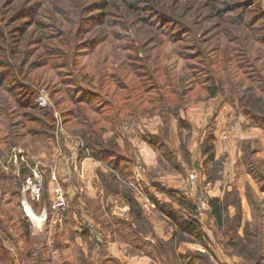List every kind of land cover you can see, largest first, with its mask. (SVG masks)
<instances>
[{
    "label": "trees",
    "instance_id": "trees-1",
    "mask_svg": "<svg viewBox=\"0 0 264 264\" xmlns=\"http://www.w3.org/2000/svg\"><path fill=\"white\" fill-rule=\"evenodd\" d=\"M245 2L0 0V250L5 255L8 252L1 240H12L10 231H13L22 242V249H27L25 245H31L33 226L20 205L30 168L23 163L20 181L23 184L19 182L16 189L10 185V189L13 187L16 191L11 193L6 188L10 179L5 174L2 159L20 147L19 143L25 138L46 136L41 130L48 128L53 130L55 141L60 136V147L64 148L58 156L61 161L58 160L55 167L58 176L78 142L81 161L91 159L101 165L97 175L105 195L129 207L126 219L113 216L108 223L100 222L103 236L100 238V234L93 241L100 257L98 264L113 262L109 243L116 237L129 245L132 254L160 264H191L192 259L204 255L196 252L185 256L179 253V247L197 238L210 258L209 246L204 242L209 238L208 231L212 232L223 254L241 259V264H264V204L250 185L246 187V195L255 228L254 221L243 224L236 184H232L222 198L207 200L210 209L204 222L194 199L161 184L148 187L136 180L138 150L132 144L134 136H125L123 128L126 122L132 124L143 114L158 112L164 129L159 134L147 133L142 139L151 148L162 149L170 136L169 123L177 119L178 130L183 126L190 128L181 114L192 102L203 99L194 96L204 95V100L221 97L212 120L224 105H229L236 117L244 118L242 131L258 129L264 133V100L250 89L241 91L248 79L244 72L245 58L230 42H238L232 40V36L237 39L238 27L245 23L248 8ZM211 22H215L217 32L214 33L220 39L215 53L219 61H214L204 49V38L196 40L199 32ZM247 27L244 36L264 46V37L255 24H247ZM197 29L200 30L197 32ZM130 30L134 31L133 38L127 34ZM182 35L189 38L183 40ZM223 37L227 40L225 46ZM191 42H194L192 48ZM259 78L256 70L251 79ZM32 84L50 92L54 107L61 110V124L55 118L56 109L36 106L34 108L40 111L37 116L28 112L19 114L18 108L28 111L33 105L35 94L29 87ZM6 98H11V102ZM59 126L65 131L64 136ZM210 127L213 128L212 124ZM205 136L197 151L203 159L199 171L202 166L206 171L205 167L216 159L215 128ZM241 147L243 156L237 162V178L242 174L239 168L242 166L243 172L251 175L264 192V160L250 141H242ZM182 151L187 152V146H183ZM60 174L58 181L69 202L68 186L76 185L78 175L71 167L61 170ZM137 187H141L167 222L168 239L155 234L151 218L135 196ZM150 188L167 196L169 203L160 201L150 193ZM48 192L44 178L41 199L32 206L38 214L47 207L50 220L53 212ZM231 208L235 210L233 216ZM241 228L242 234L239 233ZM23 258H20L21 264L45 263L40 256H35L33 261L28 260L29 256Z\"/></svg>",
    "mask_w": 264,
    "mask_h": 264
},
{
    "label": "rangeland",
    "instance_id": "rangeland-1",
    "mask_svg": "<svg viewBox=\"0 0 264 264\" xmlns=\"http://www.w3.org/2000/svg\"><path fill=\"white\" fill-rule=\"evenodd\" d=\"M242 1H246L245 4L248 5V8L245 10L247 11L246 20L243 26L238 27L240 29V33H238L239 37H237L236 39L234 35L232 36L234 37L232 40L235 39L238 40V42L230 41L233 42L232 48L235 47L241 50V57L245 58L244 63L246 67L244 68V72L247 74L246 76L248 77V79L246 81V84L242 85V89H240L241 91H248L250 89L253 92H256V95L264 100V92H262L264 86V46L261 44H255L250 39V37L244 36V34L248 31L247 24L253 23L258 28L260 36L264 37V0ZM253 16H255V19H251ZM214 24L215 22L206 24V29L199 32L196 40L200 41L201 38H204V43L206 45L204 46V49H207L206 52H209V56L214 61H219L220 58L215 55V53L216 50L219 49L220 39L219 36L214 33L217 32L216 27L213 26ZM199 30L200 29H197V32ZM127 32L130 37H134L133 30ZM183 36L185 35L181 36L183 40L185 38H189V36ZM225 41L227 40L223 37L224 46ZM193 45L194 42H191L189 44L191 48ZM259 48L263 49L259 50ZM256 70H258V76H260V78L251 79ZM261 77L263 79L262 81L260 80ZM6 86L7 85H5L3 89H5ZM29 87H31V92L35 94L34 102L33 105L29 107L30 110L28 111L18 108L20 115H22L23 112H28L30 114H33L34 116H37V114H39L38 112L40 111L39 109L34 108L36 106L39 108L36 103V98L44 93H46L48 97L49 106L47 108L52 111L56 109L54 107V102L51 98L50 92L46 88L39 87L38 85L35 86L34 84ZM16 92H14L15 95ZM194 97H201L203 99L198 103L192 102L187 111L181 114L182 120L185 121V124H190L191 127L187 128L183 126L180 130H178L177 119L173 121L174 123H169L170 125L168 126V131L170 136L166 138V147L162 149H153L158 159V165L156 167L148 169V167L142 160L141 154L139 152L135 154V164L140 162L142 165V170H139L138 172L140 182L143 183V180L146 179L154 181L158 179L162 182V185L165 188L175 192H180L181 196L185 195L189 198L194 199V201L198 205L200 204L201 200H208L209 198H213V196H220L221 193L224 195V193L228 189L231 190L232 184H236L237 188H240L241 191L240 192L238 190L239 196L240 198L242 196L243 201L245 202L243 203V220H250L248 218H251V222H253V215L249 217V214H251L252 211L248 202L246 201V187L250 185L254 189L256 196L263 202V204L264 192L261 191L259 183L255 181L251 175H246L243 172L244 168L242 166H239L242 174L237 178V162H239L243 156V153L240 149L241 146L239 147V143L242 140V133L244 131L229 135L231 126H233L237 122H243L244 118L236 117V112L232 110L229 105H224L219 115L212 120V116L216 112L219 103L222 102L221 97L213 100H204V95ZM5 100L11 102L12 99L6 98ZM60 111L56 109L54 114L58 122L61 123L63 117L61 116ZM157 113L158 112L152 111L151 115H141L140 120L136 118L132 124L128 122L124 124L129 125V131L125 132L124 135L128 137L130 136V138L133 135L134 139L132 144L136 143V147L143 142L142 138L145 134H159V132L164 129L163 124L160 121V114ZM211 124L213 128H215L216 134V142L214 143L216 159L215 162H212L207 165L208 167H205L206 171L203 166L201 169L202 171H199L203 159H200L197 151L202 145L200 144L201 138L205 139L208 135L207 134L205 136V134L213 131V128L210 127ZM41 131L44 132L46 136H29L25 138L22 142L20 141V147L13 150L11 149V153H7V156L2 159L3 162L1 164L4 165L5 174L10 179L6 183L7 191L11 193L16 192V185L21 181V167L26 163L23 164L22 161H19L20 164L18 165L15 161L14 156L15 154H21L19 150H22L24 152V155H26L28 164H41L45 182L47 181V191L49 190L48 196L50 199L53 191L52 174L54 173L57 177V180H59V176L61 175L60 172L61 170L63 171L62 167L59 171L58 176V172L55 171V167L57 161H61L58 156L63 152L64 148L62 149V145H60L59 143L60 136L56 138V141L53 138V130H48V128H45ZM260 132L258 131L256 132V134H259ZM60 134L64 136L65 131L60 130ZM256 134L255 138H257ZM262 134V140L254 141V146L256 147V149H258L259 155L264 158V133ZM73 142H76V140H73ZM68 145L70 146V143ZM120 146L122 148L124 147L122 141H120ZM183 146H187V152L182 151ZM158 173L161 176H159ZM192 173H195L197 176V182L194 186H192L189 179ZM159 181L151 182L160 184ZM22 182H20L19 184H23ZM10 185H12L15 189L13 187L12 189H10ZM81 188L82 190H77V192H80V200L84 201V195L86 192L84 183H82ZM70 189L73 190V188ZM191 193L193 195H191ZM1 194L2 190L0 187V197ZM135 196L138 198L136 194ZM78 198L79 196L75 197L74 199ZM85 204L86 206H84V208L80 211H76V209L75 211H72L68 202L66 215H55L45 224L43 223V227L34 226L33 228H31V237L29 240L31 245L29 247L25 245L27 249H22V242L13 231H10L12 240L8 239V241H3L4 238L3 240H1L2 246L5 248L8 254L5 255V253L0 250V264H21L20 258L22 259L26 256H29V261H33L35 259V256H40L41 260L45 262L44 264H98L100 257L97 254V248L94 247L93 241L97 236L99 237L100 234V238L103 236L102 226L100 222H110L109 219L113 216L118 217L122 220L126 219L125 209L123 208L125 206L121 203H118L117 201H114L111 196L105 195L104 191L103 193H101V195H99L96 204ZM151 211L153 218L155 217L157 226L163 225V231L164 229L167 230L165 221H159L157 219V217L160 216L158 212L155 213V211L157 210L153 209ZM234 213L235 210L234 208H232L231 214ZM205 220V218L202 219V221L204 222ZM255 225L256 222L254 221L252 223V226H254L255 228ZM159 230L161 231L160 228ZM242 231L243 230L241 229V232ZM157 236H159L158 233ZM208 236L210 237H206V239H204V242L209 246L208 249L211 259L207 254L208 251L202 248L203 246H201V243L197 238L193 239L194 241L192 240V242H187L186 245H184V243L181 244L180 250L185 256L187 254H196V252H200L204 255L192 259L191 264H241L242 260L237 257H229L227 255L226 257L222 256L215 246L216 244H218L217 241L211 238L212 232H209ZM116 240L117 242L119 241L118 243L121 242L122 244L123 240H121V238L116 237ZM123 245H125V243ZM117 247H120V255L117 253ZM111 248L113 254L115 253L116 257V259L111 262V264H127L126 259H129L128 262H131L130 264H145L143 263V260L136 261L141 257H138L137 254H132L133 252L129 249L128 245L127 249L124 250L123 247H121L117 243L116 246L113 245L111 246ZM32 250L35 251V253ZM134 257L136 258L134 259ZM118 260H121V262H119Z\"/></svg>",
    "mask_w": 264,
    "mask_h": 264
},
{
    "label": "crops",
    "instance_id": "crops-1",
    "mask_svg": "<svg viewBox=\"0 0 264 264\" xmlns=\"http://www.w3.org/2000/svg\"><path fill=\"white\" fill-rule=\"evenodd\" d=\"M218 127H219V125H218ZM258 131L260 132L261 130L251 129V130H249L247 132H243L242 133L243 134V137L241 138L242 140L239 143V147L242 145V141L248 140V141L251 142L252 146L254 148H256L254 146V141H261L262 140V137H263V134H262L263 132L262 131L260 132L261 134L260 133L259 134H256V132H258ZM255 134L257 135V138H255ZM133 144L136 147V143H133ZM136 148H137V150H139L138 152L141 154L142 160L144 161V163L148 167V169L149 168H154V167H156L158 165V159H157V156H156L153 148H151L150 146H148L146 143H143V142L139 146H137ZM240 149L242 151V147H240ZM256 150H257L258 156L261 159L264 160V158L259 155L258 149H256ZM242 153H243V151H242ZM100 166L101 165L99 163H97V162H95V161H93L91 159H84L81 162V171H80L79 174H77L78 175V179L76 181V185L75 184H70L68 186V192H67L68 193V200H69L70 207H71L72 211H75V209H76V211H78V210L80 211L81 209L84 208V206H86L85 203H89L90 205L97 203V200L99 198V195H101V193H103V189L99 185V179H98V175H97V170H98V168ZM245 174H243V175H245ZM246 175H248V174H246ZM159 176H161V175L159 174ZM151 181L157 182L159 180L156 179V181H154V180L146 179V180H143V184L146 185V186H148V187H150V186L151 187H155L157 183H153ZM82 183H84V185L86 187V190H85L86 192H85V195H84V197H85L84 198V201L85 202L80 200L81 197H80V194H79L80 193L79 191L82 190V188H81ZM159 183L162 185V182L161 181H159ZM70 188H73V190L70 189ZM77 190H79V191L77 192ZM149 190H150V193H154L156 195V197L160 201H163V202H169L170 201V200H168L167 196H165L162 193H157L155 191V189H153V188L151 189L150 188ZM238 190L240 191V188ZM77 196H79V198L78 199H74ZM213 197H215V198H222L223 197V194L221 193L220 196H213ZM139 200H140V203L142 204L143 208L146 210V213L151 218V222L153 224L155 233L156 234L158 233L160 238H163L165 240L168 239L169 238V235L167 234V232L165 231V229L163 231V229H162L163 228V225L157 226V224L155 222V217L153 218V216H152V213H151L152 211L151 210H153V209L155 210L156 209L155 205L151 202V200L149 199L148 196H146L145 198H139ZM246 201L248 202L247 197H246ZM241 203H242V209H243V203H245V202L243 201L242 196H241ZM248 204H249V202H248ZM124 206L125 207H123V208L125 209V213H126L125 215H126V218H127L128 217V212H129V207L127 205H124ZM231 211H232V208H231ZM157 212L158 211H155V213H157ZM159 215H160L159 216L160 218L157 217V219L159 221H161V220L165 221V219H163L161 213H159ZM233 215L234 214H232V216ZM251 215H253L252 212H251V214H249V217ZM204 218L207 220L206 212H205L204 216L202 217V219H204ZM248 219H250V220H246L245 219L243 221V224H245L246 222H251L252 221L251 218H248ZM165 224L167 226V222L166 221H165ZM159 228L161 229V231L159 230ZM209 232L210 231H208V233H207L208 235H209ZM239 233L242 234L241 230L239 231ZM211 238L213 239L212 236H211ZM148 240H150V237H148ZM118 242H117V240H113L112 242L109 243V252H110V254H111L112 258H113V261L116 259V257H115V253L113 254V252H112L111 246H113V245L116 246V243H117L118 245H120L121 247H123V250L124 249H127V244H125L126 245L125 246V245H123L124 244L123 242H122V244H121V242L120 243H118ZM184 245H186V243H184ZM215 246H216L217 250L219 251V253H221L222 256L226 257V255L223 254V252H222L221 248L219 247V245L216 244ZM128 247H129V245H128ZM202 248H204V247H202ZM116 249L118 251L117 253L120 255L121 254L119 252L120 251V247L119 248L117 247ZM129 249H130V247H129ZM204 250H206V249L204 248ZM178 251H179V253H182L181 250H180V247H179V250ZM138 257H141V258L140 259H137L136 261L143 260V263H145V264H160V263L155 262V261H152L151 259H149V258H147L145 256H142V255H138ZM135 258L136 257H134V259ZM126 260H127V264H130L131 263V262H128L129 259H126ZM118 261L121 262V260H118Z\"/></svg>",
    "mask_w": 264,
    "mask_h": 264
},
{
    "label": "built area",
    "instance_id": "built-area-1",
    "mask_svg": "<svg viewBox=\"0 0 264 264\" xmlns=\"http://www.w3.org/2000/svg\"><path fill=\"white\" fill-rule=\"evenodd\" d=\"M44 94L36 98V103L40 108H47L49 106L47 94L46 93ZM59 128L61 131L63 130L61 126H59ZM123 128L125 132L129 131L128 124L124 125ZM241 131H242V122H237L233 126H231L229 135L240 133ZM78 148H79V143L76 142L74 147L72 148V152L70 154V157L68 159L66 166L63 167V170H65L67 167H71L75 173H79L81 171L82 161L80 158ZM19 151L21 154H16L14 156L16 163L18 165L20 164L19 161L26 163L27 166L30 168V172H31L30 176L25 180V183L23 185L22 192H21V198H20V205L25 215L30 219L33 227L37 226V224L35 220H32L28 212H30L32 215L36 216L37 218H43V222L41 224V227H43V225L49 220L48 218L49 212H48L47 207H44L41 213L38 214L35 212L32 206L33 202L40 201L41 195H42L44 175H43V171L41 168V164L39 163L33 164V165L28 164V161L26 160V155H24V152L22 150H19ZM139 170H142V165L140 162H138L135 166V177L138 182H140V178L138 176ZM189 179H190V183L192 184V186L196 185L197 176L195 173H192ZM52 181H53V191L51 194V210L53 212V216L55 215L64 216L66 215V211L68 209L67 197L65 195L63 187L57 180V177L54 173L52 174ZM136 194L140 198L146 197L141 187L136 188ZM191 195L193 194L191 193ZM198 207H199L201 218L204 216L205 212H207L210 209L209 202L207 200H201Z\"/></svg>",
    "mask_w": 264,
    "mask_h": 264
},
{
    "label": "bare ground",
    "instance_id": "bare-ground-1",
    "mask_svg": "<svg viewBox=\"0 0 264 264\" xmlns=\"http://www.w3.org/2000/svg\"><path fill=\"white\" fill-rule=\"evenodd\" d=\"M29 213V216L32 218V220H35L36 224L38 227H41V224L43 222V218H37L36 216L32 215L30 212Z\"/></svg>",
    "mask_w": 264,
    "mask_h": 264
}]
</instances>
